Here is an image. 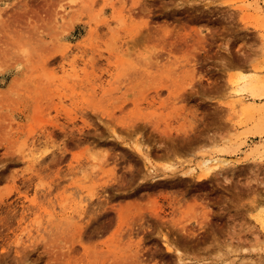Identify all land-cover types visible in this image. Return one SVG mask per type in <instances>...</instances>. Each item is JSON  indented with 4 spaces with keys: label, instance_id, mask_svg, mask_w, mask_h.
Returning a JSON list of instances; mask_svg holds the SVG:
<instances>
[{
    "label": "rangeland",
    "instance_id": "374dc122",
    "mask_svg": "<svg viewBox=\"0 0 264 264\" xmlns=\"http://www.w3.org/2000/svg\"><path fill=\"white\" fill-rule=\"evenodd\" d=\"M0 264H264V0H0Z\"/></svg>",
    "mask_w": 264,
    "mask_h": 264
},
{
    "label": "bare ground",
    "instance_id": "6f19581e",
    "mask_svg": "<svg viewBox=\"0 0 264 264\" xmlns=\"http://www.w3.org/2000/svg\"><path fill=\"white\" fill-rule=\"evenodd\" d=\"M129 129H130V128H129ZM134 129H137V128H134ZM129 131H130V130H129ZM135 131H136V130H135ZM135 131H134V132H135ZM130 133H131V132H130ZM1 260H2V259H1Z\"/></svg>",
    "mask_w": 264,
    "mask_h": 264
}]
</instances>
